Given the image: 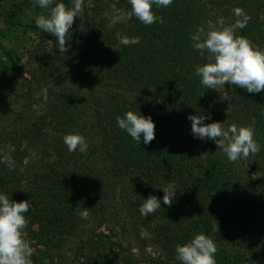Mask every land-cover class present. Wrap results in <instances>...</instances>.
<instances>
[{"label": "trees", "instance_id": "1", "mask_svg": "<svg viewBox=\"0 0 264 264\" xmlns=\"http://www.w3.org/2000/svg\"><path fill=\"white\" fill-rule=\"evenodd\" d=\"M110 5V0H92L91 13L85 23L80 20L90 32L92 49L73 56L77 68L66 73L73 85L49 88L39 102L30 86L22 92L15 88L11 95L14 103L24 101L21 111L0 110V155L16 161L14 170L0 164V191L15 201H32L25 232L45 254L60 250L74 233L88 234L76 247L82 256L92 258L84 249L89 254L105 250L111 261L103 264L130 263L119 253L125 248L116 238L117 225L134 222L136 213L151 234L149 241L170 262L176 259L177 244L204 231L217 244V264H264V91L203 88L194 69L205 60L190 41L207 20L228 17L231 23L232 9L242 7L250 19L238 34L264 49V0H173L167 8L155 9L158 20L151 25L133 17L113 27L108 26L113 10L103 15ZM114 7L127 12L131 6L118 0ZM117 33L137 36L140 42L124 46ZM59 58L45 55V76L60 70ZM128 110L152 116L156 134L149 144L133 141L117 126L116 117ZM197 110L210 116L205 123L254 121L260 150L229 162L212 140L191 134L187 117ZM73 132L86 138L85 153L67 150L63 137ZM31 151L42 164L25 163ZM153 181L174 182L178 190L171 206L162 205L146 218L139 212L144 198L164 195ZM77 206L89 208L90 227L75 214ZM104 224L107 233L97 232ZM139 242L138 264L157 262L146 254L147 239Z\"/></svg>", "mask_w": 264, "mask_h": 264}, {"label": "clouds", "instance_id": "2", "mask_svg": "<svg viewBox=\"0 0 264 264\" xmlns=\"http://www.w3.org/2000/svg\"><path fill=\"white\" fill-rule=\"evenodd\" d=\"M172 3L173 0H128L130 10L123 12L114 7L108 17V26L113 27L133 17L145 25H151L158 20L155 9L167 8ZM36 4L39 8L48 10L47 14H40L35 18L37 28L55 38V47L59 53H67L69 46L66 44V35L72 29L74 19L80 17L83 0H70L69 5L63 0L56 3L54 0H36ZM232 16L234 20L231 23H227L224 17L209 19L190 35L191 47L205 60L203 64L195 66L194 75L205 89L219 92L220 88L227 85L229 88L235 86L245 89L250 94L262 93L264 49L238 34V30L246 28L250 19L245 10L235 7L232 9ZM117 38L124 46L140 42L137 36L121 37L117 33ZM224 99L229 98L225 96ZM187 119L191 122V134L201 140H212L229 162L247 159L250 154L260 150L261 146L255 139L254 121L239 126L229 124L227 120L205 123L210 116L200 110L196 114H189ZM116 122L137 143L147 145L155 138L156 124L150 114L145 116L140 111L128 110L122 116H117ZM63 142L69 152L78 151L83 154L88 150L86 138L78 132L64 135ZM0 164L6 165L10 170L16 168V161L9 154L0 155ZM158 188H162L163 197L149 195L144 198L139 206L141 216L147 218L162 205L171 206L177 194V185L170 182L167 186ZM30 208V199L15 201L10 194L0 191V264H31L33 249L25 232L28 223L26 214L30 212ZM75 214L81 220L89 221L86 226H91L88 207L81 209L77 206ZM216 228L217 224L213 223V231ZM217 251L215 240L204 231L194 233L187 242L175 246L179 264H217Z\"/></svg>", "mask_w": 264, "mask_h": 264}, {"label": "rangeland", "instance_id": "3", "mask_svg": "<svg viewBox=\"0 0 264 264\" xmlns=\"http://www.w3.org/2000/svg\"><path fill=\"white\" fill-rule=\"evenodd\" d=\"M56 2H59V0H54V3ZM63 2L66 5L70 4V0H63ZM117 2L118 0H110L111 5L103 12V15H110ZM91 5L92 0H83L80 17L74 19L72 29H70L66 35V44L69 46L68 52L59 53V50L55 47V38L51 34L43 33L35 24V18L40 14H47L48 10L39 8L36 4V0H0V110L3 111L4 109L12 108L16 111H21L24 101L21 99L18 103H14L11 95V92H13L15 88L18 92H22L30 86L35 98L33 100H45L49 88L60 89L74 84V79L69 78V75L66 74L73 67L77 68L73 56L75 55L77 58L79 56L82 57L81 52L84 50L90 51L92 49V45L89 44L90 32L83 27L86 21V14L91 13ZM229 17L233 18L232 16ZM226 18L225 20L228 23L229 18ZM80 20H83L84 23H81ZM262 44L264 45V39L262 40ZM77 51L78 53H75ZM50 53L60 56L59 59L62 62H60L62 66H60L59 71L52 75L45 76L43 70H45L44 66H47V63L43 64V61L45 55ZM78 82H80L79 86L81 88L86 87L80 80H78ZM222 89H224V87H222ZM36 102L39 101L37 100ZM36 106L37 105H33V108L38 110ZM7 148L9 149V147ZM24 161L25 163L42 164V162H39V155L36 151H31L28 158ZM126 181L128 180L126 179ZM153 183L155 186L159 184L160 186L158 187H165L163 182L153 181ZM137 184L138 183H136V185ZM141 184L145 186L147 183L143 182ZM156 189L163 192L162 188L156 187ZM115 203L117 202L115 201ZM128 208L131 210L130 207ZM130 213L133 214V211ZM135 214L133 215L134 222H129L126 227L120 228L119 223L117 225L118 235L116 238L120 236L123 247L125 248L123 251L120 250L119 253L125 254L127 256L126 260L130 262L126 263L122 259L119 261V264H138V262H142L141 242H139L142 238L147 239L144 245L146 254L148 258L153 257L157 261L154 264H160V262H164L163 264H172V262L177 261V259H174V261L170 262L165 257L162 249L149 241L151 234L141 225ZM96 230L97 232L98 230H102L107 233L106 224L101 228H96ZM80 237H88V234L77 236V234L74 233L69 240H66V245L60 250H48L47 252L52 256L53 254L56 255L52 259L47 252L46 254L44 253L43 246L35 245L31 233L26 232V239L33 249L31 264H103L105 260L107 262L111 261V255L105 250L102 254L101 252L89 254V250L84 249L83 251L85 254L92 256V258L87 259V257L82 256L80 251L76 250Z\"/></svg>", "mask_w": 264, "mask_h": 264}]
</instances>
